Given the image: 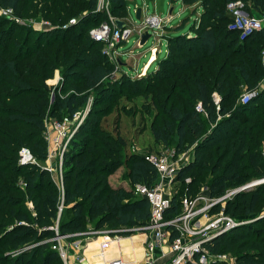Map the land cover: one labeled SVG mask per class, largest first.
Returning <instances> with one entry per match:
<instances>
[{
    "label": "trees",
    "instance_id": "obj_1",
    "mask_svg": "<svg viewBox=\"0 0 264 264\" xmlns=\"http://www.w3.org/2000/svg\"><path fill=\"white\" fill-rule=\"evenodd\" d=\"M98 1L0 0L19 17L41 12L60 25L80 17L65 28L35 29L0 15V264H64L53 247L57 224L59 234L73 240L75 233L89 229L133 228L149 221L150 202L135 192V184L152 186L157 168L143 154L127 150L119 118L111 129L102 123V114L112 111L123 94L151 96L161 116L151 126L156 140L178 153L194 148L195 156L176 175L183 187L174 194L166 218L180 212L183 195L195 196L203 186L209 195L219 196L244 179L264 176V89L258 88L264 72V25L241 38V31L231 26L234 16L223 3L226 0H204L189 32L166 34L167 54L156 57V67L139 77L124 73L123 79L113 81L119 87L116 92L110 83L115 64L102 53L103 43L89 33L106 16ZM253 2L264 7V0ZM111 11L128 22V0H114ZM61 66L60 87L49 85ZM245 86L258 94L242 103ZM92 90L94 107L62 154L61 187L46 164L47 122L65 114L73 118ZM214 92L220 96L219 108ZM199 101L204 112L196 109ZM174 135L176 142L170 140ZM24 146L35 161L20 162ZM122 166L127 168L129 186L110 180ZM262 187L264 182L234 194L226 212L259 215L264 210ZM98 241L90 240L87 252ZM206 245L214 252L235 253L238 264H264V216Z\"/></svg>",
    "mask_w": 264,
    "mask_h": 264
},
{
    "label": "built area",
    "instance_id": "obj_2",
    "mask_svg": "<svg viewBox=\"0 0 264 264\" xmlns=\"http://www.w3.org/2000/svg\"><path fill=\"white\" fill-rule=\"evenodd\" d=\"M240 5V1H232L228 4V7L230 9H236ZM0 15L14 19L18 22L21 21V18L16 15L11 7L4 6L1 3ZM170 15H172V12ZM162 19L164 18H161L156 14H151L147 15L145 19L141 18V22L136 26H130L125 22L122 27H119L117 24L118 18L114 19V17H111L110 21H103L99 25L92 27L89 33L92 38L105 44L103 52H107L108 54L111 52V55L114 54L113 56H116V53L120 52L119 45L128 41L131 34L136 32V30L144 32L146 27L150 31L149 28H152L151 26H153V22H160ZM75 21L76 18H71L67 23L52 26L48 23V21L42 20L38 23L35 22L33 27L35 29L52 27L65 28ZM263 25L264 13H261L260 15H249L245 13L235 16L231 26L232 28L240 30L242 32L241 38H244L248 34L262 28ZM151 33L160 43H162L161 39L158 38L153 31H151ZM139 45H142L140 41ZM156 49L157 51L159 50V48L153 47V50L156 51ZM257 94V89L246 91L241 94L240 101L242 103H247ZM213 96L217 104V108H219L220 96L217 92H214ZM54 97L55 93L52 91L51 100H53ZM196 109L200 112L205 111L201 101L196 104ZM84 118L85 116L79 120V123H77L69 134L66 130L65 123L54 121L50 128V125L47 122V128L45 131L47 139L56 145V147H63V149H61L60 158H62L63 151L65 150L69 139ZM66 136L67 140L62 146V139ZM186 154V151L178 153L175 147L163 148L158 152L143 154L155 165L158 173L157 179L152 186H149L146 183L135 184V192L147 198L150 202L151 208V217L149 221L146 224L139 226L145 231L143 232V234H145L143 238V258L146 264H154L157 258L161 257L162 254L167 253L164 251V245L167 243V239L163 228L171 227L173 240L169 245L170 257L168 263L166 264H228L224 259V252H214L207 247L206 244L207 242L212 241L216 236L229 231L236 226V224L240 223L226 212L228 200L237 192L248 189L255 184L264 182V178L251 181L250 183L240 185L238 187L229 188L224 194L219 196H211L206 192H199L195 196L185 194L181 199L180 212L174 217L166 218L165 212L171 206V201L177 190V188L174 189V183L177 182L175 179L176 175L183 163L191 159V157H187ZM19 160L21 163H28L35 161V158L31 150L24 146L19 151ZM59 167L60 177H58L57 181L58 184L63 187L61 160ZM47 168L50 170L53 169L50 165L47 166ZM187 181H190V178H187ZM206 188V186H203L201 190L205 191ZM260 216H264V210ZM53 228L56 230V235L52 238L53 241H56V243L53 244V247L58 248L64 264H74V261L77 264H91L84 253V249L88 241L82 238L68 240L69 235L59 234L58 224ZM123 229L101 231L103 232L101 237L111 238V241L119 242V239L123 236L115 231ZM147 229L150 230L149 234L146 231ZM113 231L115 233H112ZM86 232H79L74 235ZM108 241H102V245L99 247L100 252H97L96 255H99L105 264H126L124 258L119 254L109 258L106 257L105 252H108L110 248L109 246L111 245ZM70 247L76 248L78 251L74 261H72V255L69 253Z\"/></svg>",
    "mask_w": 264,
    "mask_h": 264
},
{
    "label": "rangeland",
    "instance_id": "obj_3",
    "mask_svg": "<svg viewBox=\"0 0 264 264\" xmlns=\"http://www.w3.org/2000/svg\"><path fill=\"white\" fill-rule=\"evenodd\" d=\"M114 0H99L98 5H99V10L103 11L106 13V16L102 17L103 21H110L111 17L118 18L120 17L117 16V14H113L111 11V7L113 5ZM232 1H240L241 5L237 7L236 9H230L228 7V4ZM223 3L227 5L228 11L235 17L240 14H249V15H260L261 13H264V7L262 5H254L253 0H226ZM203 4L204 0H128V6H129V15H127L126 21H129L128 19L130 18V22H128V25L130 26H136L141 22V18L145 19L147 15L151 14H156L157 16L164 18L159 21H154L152 28L150 29V32L153 31L155 35L161 39L160 43L157 38L152 35L151 37L148 38V40L142 45V46H137V42L141 40V35L143 31L139 32L136 30L131 36L129 37L128 41L123 42L121 45H119V53H116V56L111 55L110 53L108 54L107 52H103L104 48V43L102 44V53L105 54L108 59L115 64V70L112 72L111 75V89H115L116 92L119 91V87L115 86L114 80H121L123 79L122 76L124 71H120V65L121 61H130L131 59H134L135 64L137 61H139V67H141L144 62L151 56L152 48H159V52L157 53L158 58H163L167 54V49H168V44H167V35H174L178 33H183V32H189L191 30V26L194 23L196 17H199L200 12L203 9ZM137 5V6H136ZM145 5H147V8H145ZM247 5L252 6L249 10V7ZM141 7V18L138 19L136 17V11L137 8ZM172 9V15H170V10ZM104 14V13H103ZM105 15V14H104ZM166 17V18H165ZM21 21L26 24L32 25L36 22H41L42 20L48 21L50 25L55 26L59 24V22H53L50 18L44 17L43 14L40 12L36 15H31L28 16L26 15L25 17H20ZM76 21L70 25H74L77 22H79L80 17H75ZM186 23L181 29H175V26L180 24L183 19H187ZM71 19V18H70ZM69 19V20H70ZM123 20V19H122ZM69 25V26H70ZM146 29H148L146 27ZM145 31V30H144ZM167 34V35H166ZM240 35H242V32H240ZM264 47V46H263ZM157 51V49H156ZM155 52V50H154ZM142 54L140 59H137L138 54ZM134 55V56H132ZM262 55L264 56V49L262 51ZM156 67V62L152 65V69ZM125 69L130 72V75L132 77H139L142 74L141 70H136L135 67H131L130 65H125ZM141 69V68H140ZM63 68L62 66L56 69L54 77L49 79L47 83L51 86H58L57 88L60 87L62 81H63V74H62ZM260 73L261 76L258 80V88L263 90L264 89V72L261 71ZM53 90V88H52ZM249 91V89L245 86L243 88L242 93ZM60 93H64V91H59ZM110 94L114 93L113 91L109 92ZM241 93V94H242ZM90 98L89 101L86 103V105L73 117L69 118L68 115H63L62 117H51L48 120V124L50 125L53 124L54 121H59L61 123H65L66 125V130L68 134L74 129V127L79 123V120L83 116H87V114L90 112V110L94 107L93 105V95L94 91H90ZM256 96V95H255ZM253 96V97H255ZM241 97V96H240ZM117 100H119L118 103H114L113 110L108 111L107 109L104 110L107 113L105 115L102 114V123L106 125L109 129L113 128L115 124V120L119 118V124L121 127V132L122 134L128 139L129 142V147L128 151L130 152H139L141 154H149V153H154L158 152L159 150L163 148H171L173 146H168L162 143V141L156 140L154 137V134L152 132L151 126L152 123L155 122L158 119H161L160 116V111L158 110L157 106H154L151 103V96L149 98H146L145 95L140 92L137 94H133L131 97L125 96L123 94L120 96ZM103 106V105H102ZM100 108L101 106H97ZM95 107L94 109H98ZM109 109V108H108ZM100 113H103V111H100ZM47 137V136H46ZM177 135H174L170 140L176 142ZM67 140V136L62 139L61 145L63 146L64 143ZM49 141V139H48ZM51 142V141H50ZM49 143V146L51 143ZM53 142V141H52ZM52 146L55 147V152L54 155L48 156V158H53V166L57 165L55 169H53V176L55 179H58L60 177V153L61 146L54 145L52 143L51 145V152H52ZM54 150V151H55ZM50 152V151H49ZM186 155L187 157H191V159L195 156L194 148L191 147L186 150ZM50 154V153H49ZM48 161V159H47ZM48 161L46 164L49 166ZM52 166V165H51ZM126 171L127 168L125 166H122L119 168L116 172H114L111 176V180L114 181L115 183H123L126 186H129V183L127 181L126 176ZM263 177H253L250 179H244L242 184L244 185L247 183H250L251 181H255L258 179H262ZM177 184V185H176ZM260 184V183H259ZM256 185L245 189L249 190L254 188ZM183 187V184H179L177 182L174 183V189L177 188L176 192L181 191ZM264 189V187H262ZM199 192L201 193H208V190L206 188L205 191L200 190ZM263 212V211H262ZM261 212V213H262ZM260 213V212H257ZM261 213L257 215L256 217H260ZM232 217L236 219V221L240 222L236 224L233 228L244 224V223H250L252 222L256 217V213L249 214V215H243L242 211H236L233 213H228ZM89 227H92V225L89 224ZM133 232L128 235H122L123 239L127 238L128 243H122L123 245H110L108 252H105L108 256L111 255L112 253H109V251H114L112 248L115 249V254H119L124 258L126 261V264H146L145 260L143 258V252H144V235L143 232L144 229H141L139 226L133 227ZM106 229H89L86 233L79 234L75 238H82L86 241L92 240V239H98L99 236L101 237L102 233L101 231H104ZM147 233H150V230H146ZM163 231L165 233L167 243L164 245V251L167 252L165 254H162L161 257L157 258L154 264H166L168 263L169 257H170V248L169 245L173 240V232L171 230V227H166L163 228ZM104 238V237H101ZM122 238L119 239L120 242H122ZM110 238H106V241H108ZM71 240V239H68ZM127 245V247H126ZM142 246V247H141ZM92 247V246H91ZM112 247V248H111ZM95 248V247H92ZM91 248V249H92ZM118 249V250H117ZM119 252V253H118ZM224 259L227 261L228 264H238L237 260V255L233 252H224ZM114 255H111L110 257H113ZM136 255V256H135ZM139 258V259H138Z\"/></svg>",
    "mask_w": 264,
    "mask_h": 264
},
{
    "label": "crops",
    "instance_id": "obj_4",
    "mask_svg": "<svg viewBox=\"0 0 264 264\" xmlns=\"http://www.w3.org/2000/svg\"><path fill=\"white\" fill-rule=\"evenodd\" d=\"M137 6V5H136ZM145 8H147V5H145ZM171 9H173V7L171 8ZM172 11L170 10V13H171ZM129 21L128 22H130V18L128 19ZM127 22V23H128ZM137 46H142V45H139V42H137ZM152 54H151V56L144 62V64L141 66V67H139V61H137V63L135 64V61H134V59H131L130 58V61H121L122 63H121V65H120V71H124V72H126V73H129L130 74V72H128V70L127 69H125L124 67H125V65H130L131 67H135V69L136 70H141L142 71V74L141 75H143V74H146L147 73V70L150 68V67H152V65L155 63L154 62V60L156 59V57H157V53L159 52V50L158 51H155L154 52V50H153V48H152ZM141 53L140 54H138V55H136L137 56V59L139 60L140 59V57H141ZM132 56H134V55H132ZM141 68V69H140ZM50 142V141H49ZM51 143V142H50ZM51 145H52V143H51ZM51 145L49 146V151H50V154H49V156H51V155H54L55 154V152L57 151V150H55V147L54 146H52V152H51ZM55 150V151H54ZM48 161H50L49 162V165L53 168V169H55V167L56 166H58V164L57 165H55V166H53V158H48ZM48 161H46V163L48 162ZM52 169V170H53ZM112 176V175H111ZM111 176H110V180H111ZM111 182L113 183V184H119V183H115L114 181H112L111 180ZM111 239V238H110ZM123 239V238H122ZM97 240V239H96ZM102 241H106V238H101L100 236H99V243L96 245V246H93V247H95V248H92V249H90L89 250V252H87V247H88V244H89V241L87 242V244H86V246H85V249H84V253H85V256H86V258L91 262V264H98V263H100V261H101V263L103 264V260L100 258V256L99 255H96L97 254V252L99 251V247H101V245H102ZM108 243H110L111 245H123L122 243H128V240H127V238H124L123 240H122V242H115V241H108ZM126 247H127V245H126ZM112 248V247H111ZM112 250H114V251H109V253H112L113 255L115 254V249L114 248H112ZM118 250V249H117ZM77 249L76 248H69V253L72 255V257H71V259H72V261H74L75 260V256H76V254H77ZM119 253V252H118ZM111 254V255H112ZM111 255H109V256H111ZM109 256L106 254V257L107 258H109ZM100 259V260H99ZM74 264H77L75 261H74ZM105 264V263H104Z\"/></svg>",
    "mask_w": 264,
    "mask_h": 264
},
{
    "label": "water",
    "instance_id": "obj_5",
    "mask_svg": "<svg viewBox=\"0 0 264 264\" xmlns=\"http://www.w3.org/2000/svg\"><path fill=\"white\" fill-rule=\"evenodd\" d=\"M141 11H142V8L138 7L137 11H136V17L138 19L141 18ZM171 11H172V9H171ZM124 23H125V21L122 20V19H118L117 20V24H118L119 27H122L124 25ZM151 36H152V33L148 29H146L141 35L140 43L143 45L148 40V38L151 37ZM133 230L134 229L131 228V229L118 230V231H115V232L118 233V234H122L124 232L125 233H131V232H133ZM115 232L113 231L112 233H115Z\"/></svg>",
    "mask_w": 264,
    "mask_h": 264
},
{
    "label": "bare ground",
    "instance_id": "obj_6",
    "mask_svg": "<svg viewBox=\"0 0 264 264\" xmlns=\"http://www.w3.org/2000/svg\"><path fill=\"white\" fill-rule=\"evenodd\" d=\"M93 240V239H92ZM96 240V239H95ZM90 241V240H89ZM142 247V246H141ZM136 256V255H135ZM139 259V258H138Z\"/></svg>",
    "mask_w": 264,
    "mask_h": 264
}]
</instances>
